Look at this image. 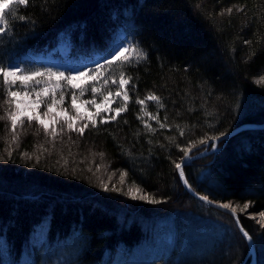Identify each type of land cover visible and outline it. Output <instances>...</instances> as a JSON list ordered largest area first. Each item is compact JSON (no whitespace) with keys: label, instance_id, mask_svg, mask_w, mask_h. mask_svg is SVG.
I'll use <instances>...</instances> for the list:
<instances>
[{"label":"trees","instance_id":"1","mask_svg":"<svg viewBox=\"0 0 264 264\" xmlns=\"http://www.w3.org/2000/svg\"><path fill=\"white\" fill-rule=\"evenodd\" d=\"M9 19L0 66L64 47L70 58L108 54L119 41L145 58L125 66L135 84L127 111L108 123L102 112L95 127L77 120L89 123L83 135L61 120L53 136L26 118L13 132L16 105L0 76V264H250L233 217L185 190L175 165L181 148L264 122V0H30ZM119 70L103 71L118 79ZM73 92L93 95L68 83L56 90V109L75 117ZM150 93L164 107L148 101L142 112L136 100ZM183 170L197 193L234 206L264 264V225L239 212L264 210V128L232 135ZM132 186L161 202L132 199Z\"/></svg>","mask_w":264,"mask_h":264},{"label":"snow or ice","instance_id":"2","mask_svg":"<svg viewBox=\"0 0 264 264\" xmlns=\"http://www.w3.org/2000/svg\"><path fill=\"white\" fill-rule=\"evenodd\" d=\"M30 3V0H0V36L6 34L11 30L12 21L9 17L15 18L17 9L19 6L27 7ZM237 11H242V8H237ZM228 12L231 13L232 9H228ZM20 21H25L28 17L24 15H20ZM245 43H249L245 41ZM145 58L144 52L137 46L129 45L127 47L121 46L117 48L113 53L110 54L109 58H104L103 64L97 62L95 64V68L85 69L83 71H78L75 75L69 74L65 75L63 72H53L51 69H45L44 71H33L25 74L24 70H22L18 65L17 66H0V76L3 78V84L6 86L8 96L13 98L12 100H6V103L15 104V110L8 111L7 116L11 122V127L13 132L17 128L18 123L23 125L24 119L26 118L29 124L35 121L39 124L45 131L48 133L49 130L51 134L55 136L57 134V125L63 120L69 131H78L80 135H83L85 129L89 127V123H84L82 127H76L77 120H87L91 123L92 127H95L97 124L96 117H100L102 113L101 105H104V112L111 113L115 112L114 115L108 116L107 119H101L100 123H108L109 121H115L121 112L127 111V105L131 99L129 95V85H131L132 89L135 88V84L132 83V78L127 75L125 71V66L132 65L134 62L139 63ZM114 66H119L120 70L117 76L114 75L111 71L108 72V75H104L103 70H111ZM47 76L49 80L46 82L45 86L38 90V87L41 83L40 77ZM55 77L57 83L49 87L52 83L51 78ZM84 77H87L89 81L93 82L91 85L86 86L83 83L77 84L74 81H82ZM60 80H67L73 89H79L81 95L87 90V88L91 87V93L93 95V99L88 101L89 104H96L95 113L90 114L88 117H84L79 110V107L76 105V100L78 99L75 92L72 94V103L73 107L76 108V116H68L63 110L59 113L55 112V107L57 105V100L55 98V92L57 88H60L59 84ZM261 80H264V77H261ZM20 83V88L23 91V95L25 97L24 101L17 102L15 98L21 95L20 91H13L12 89L16 86L17 82ZM99 85V86H97ZM113 86L116 88L115 97L123 99V106L112 109L108 107L113 103ZM31 89V91H29ZM105 90H107V95H104ZM35 93V99H28ZM51 94V95H50ZM103 97L100 103H96V99L98 97ZM45 97L51 99V103H47ZM64 100V95L61 92L60 94V102ZM161 98L155 94L150 93L144 99L137 98L136 103L141 105V111L144 112V108L148 101L156 102L160 108H163L164 105L160 103ZM46 105L47 110L42 114L38 111L41 105ZM148 115L151 120H156L161 129L165 128L167 125L161 122L157 116H152L150 113H145ZM47 118V119H46ZM0 119H4V117H0ZM140 119V117H138ZM167 118L165 117V120ZM145 127L149 131H155L154 128L151 127L150 124L145 122ZM181 135H183V130H180ZM221 135H224L221 133ZM15 139V137H14ZM201 144H204L205 141L201 140ZM211 147L215 148L216 145L212 144ZM181 151L184 153L182 158V163H176L175 167L179 171L180 178L184 180L185 184H187V180H185V173L183 171V161H186L189 157L190 150L181 148ZM102 155V154H101ZM126 173H121V182L123 183V176ZM105 190H107V186H105ZM140 189L137 188L135 191H130L128 194L131 195L132 199H142L147 200L148 203L156 204L161 201L156 200L148 196L147 194L143 196H137L135 193L139 192ZM202 200L208 201L207 196L200 197ZM221 207L227 208L228 205L224 204ZM250 207L249 204L244 205V209H248ZM232 215L236 217V209H232ZM261 216H264V212L260 213ZM236 222L239 225L240 220L236 218ZM241 232L245 238H249L250 236L247 231H245L241 227Z\"/></svg>","mask_w":264,"mask_h":264},{"label":"rangeland","instance_id":"3","mask_svg":"<svg viewBox=\"0 0 264 264\" xmlns=\"http://www.w3.org/2000/svg\"><path fill=\"white\" fill-rule=\"evenodd\" d=\"M121 46L127 47L129 45L125 41H119L108 54H95V55L90 56V57H80V58H70L67 54V49L64 47V48H62L59 56L44 55V56L30 57L28 55H24L21 58H18V59L11 61L7 66H17L18 65L22 70H24L25 74L33 72V71H37V70L44 71L45 69H51L53 72H63V73H65L66 76L69 74L75 75V73L78 71H83V70L89 69V68L94 69L95 64L97 62L103 64L104 58H109L110 54L113 53L117 48H119ZM39 79H40L41 83L38 87V90L42 89L45 86V84L49 80V78L47 76H44V77H40ZM51 81H52V83L50 85H48L49 87H51L52 85L57 83L55 77H52ZM64 83L69 84V82L67 80H60L59 81L60 85L64 84ZM74 83H77V84L83 83L86 86H88V85H91L93 82L89 81L87 77H84L82 81H74ZM97 86H99V85H97ZM88 88H91V87L89 86ZM16 91H20L21 95L17 96L15 98V100L17 102L24 101L25 97L23 95V91L22 90H16ZM29 91H31V89H29ZM115 91H116V89L113 91V103L108 106L112 109L116 108L113 106L114 103H116V101L118 99H122V97L121 98L115 97ZM105 95H107V93ZM28 99H30V100L35 99V93L33 92L32 95L30 97H28ZM100 101L96 100V103L98 104V103H100ZM87 102H88L87 100H81V99L76 100V105L79 107L80 113L86 117H88L92 113H95V111H96V104H89ZM104 107H105L104 105H101L102 112H104L103 111ZM61 111L62 110H57L55 107V112L59 113ZM40 113L42 114V112H40ZM65 113L69 116V114L67 112H65ZM105 113L107 116H104L103 119H107L108 116H110L111 114H113V115L115 114L114 111L111 113H107V112H105ZM209 149H210V147L208 148V150ZM216 149H217V147H216ZM128 189L130 192V191H135L136 188L134 186H132V187H129ZM135 194L137 196H143L144 195L140 191L136 192ZM224 204H227L228 207H230L232 209L234 208V206L229 204V203H224ZM246 204H248V203H246ZM239 212L243 213L247 217L251 218L256 224H258L260 226L264 225V216L260 215V213L264 212V210H255L253 208V206L250 205V207L246 210L244 209V206H242L239 209ZM130 257H132V256H130ZM60 259H62V258L60 257ZM60 259H57V260L59 261ZM119 259L123 260L122 254L120 255ZM123 263L124 262L121 263L120 261H118V264H123Z\"/></svg>","mask_w":264,"mask_h":264},{"label":"water","instance_id":"4","mask_svg":"<svg viewBox=\"0 0 264 264\" xmlns=\"http://www.w3.org/2000/svg\"><path fill=\"white\" fill-rule=\"evenodd\" d=\"M260 128H264V122H261V123H242L238 126H236L235 128L231 129L230 131L224 133V135H220V136H217V137H213L209 140H207L204 144H199L195 147H192L190 148V153H189V157L187 158L186 161H183V167L186 163L194 160V159H197L199 157H202L206 154H209V153H213L216 151V147H217V144L223 140H227L228 138H230L232 135L240 132V131H243V130H246V129H260ZM212 144H215L216 147L213 148V147H210V149L205 153L203 151H201V149H207L209 146H211ZM197 151V152H196ZM195 152V153H193ZM183 158V157H182ZM179 163H182V159ZM184 171V170H183ZM179 172V171H178ZM180 176V175H179ZM181 179V178H180ZM185 180L186 177H185ZM181 182L183 184V187L185 188V190H187L191 195H193L195 198L205 202L207 205L209 206H212L214 208H217L219 210H222L228 214H230L232 217V208L230 207H227V208H224V207H221V205H224V202H220V201H216V200H213V199H210L208 198V201H205V200H202L200 197L204 196V195H201L199 193H197L190 185L189 183L185 184L184 180L181 179ZM188 182V181H187ZM236 218L239 219L238 217V214L236 213V217L234 219V222L239 230V232L242 234L243 236V233L241 232V227L243 228L241 222L240 224L238 225L237 222H236ZM244 229V228H243ZM245 230V229H244ZM250 236V235H249ZM244 237V236H243ZM245 238V237H244ZM245 240L247 241L248 243V252H247V257L248 256H252V260L250 262V264H255V245H254V242L250 236V239L249 238H245Z\"/></svg>","mask_w":264,"mask_h":264},{"label":"bare ground","instance_id":"5","mask_svg":"<svg viewBox=\"0 0 264 264\" xmlns=\"http://www.w3.org/2000/svg\"><path fill=\"white\" fill-rule=\"evenodd\" d=\"M125 249H127V248H125Z\"/></svg>","mask_w":264,"mask_h":264}]
</instances>
